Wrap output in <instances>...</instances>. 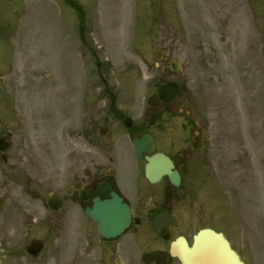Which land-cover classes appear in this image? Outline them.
<instances>
[{
	"label": "rangeland",
	"instance_id": "374dc122",
	"mask_svg": "<svg viewBox=\"0 0 264 264\" xmlns=\"http://www.w3.org/2000/svg\"><path fill=\"white\" fill-rule=\"evenodd\" d=\"M0 8L13 36L33 44V119L16 137L14 184L2 192L9 200L0 230L17 232V264H98L107 244L73 199L76 174L102 156L93 146L100 139L116 144L119 164L125 157L131 167L128 133L148 127L160 149L180 139L186 150L188 121L195 135L204 131L205 146L195 152L204 162L197 197L182 202L169 241L135 226L114 243L122 256L138 264L140 250L166 251L178 235L192 240L206 227L229 232V202L231 230L264 232V0H0ZM172 61L184 77L170 69ZM169 81L186 85L183 112L151 104ZM53 196L65 201L59 211L48 207ZM240 199L249 221L239 217ZM34 240L45 244L36 258L26 252ZM118 257L105 258L121 264Z\"/></svg>",
	"mask_w": 264,
	"mask_h": 264
},
{
	"label": "flooded vegetation",
	"instance_id": "af4514ba",
	"mask_svg": "<svg viewBox=\"0 0 264 264\" xmlns=\"http://www.w3.org/2000/svg\"><path fill=\"white\" fill-rule=\"evenodd\" d=\"M15 31L16 28L13 29L12 22L0 8V220L3 219L9 200V197L2 192L9 193L14 184L13 155L20 153L19 150H21L18 147L16 137L33 119V79L29 80L33 78V75L28 71L33 61V55L30 56L28 53L33 52V44L21 43L13 36ZM28 57L29 63L27 64L26 59ZM185 88L186 85L180 84L178 98L183 100V106H178L180 112H183L185 106L183 98ZM172 104L177 105L178 103L174 101L169 105ZM28 108L30 112L27 111ZM116 110V108L113 109V111ZM188 125L191 128L188 133L189 137L187 140L185 139V142L190 143L191 149L182 150L181 140L177 139L171 145V150L164 151L159 149L160 143L155 138L158 147L155 152L144 153L140 159L133 153L134 156L130 162L135 164L136 168L128 167L129 161L125 157H122V163L119 164L116 144L110 143L108 145L105 140H98L95 149L102 154L103 159H100L101 157L93 159L92 169L80 171L75 176L76 185L79 184L81 189L86 191L85 197L89 200L85 201L79 193L73 199L82 206H90L93 204V200L99 197V192L106 193L110 189L121 195L125 202L131 206L132 224L127 231H130L133 226L141 228L150 224L152 226L153 218L162 212L171 217L166 219L168 221L163 222L162 232L156 233L157 236L163 238L164 234H169L171 230L178 229L182 202L187 197H191V200L195 201L200 182V168L204 164L201 162L200 156H195V148H193L195 144V122L188 121L184 127L187 128ZM141 134L138 136L128 134L127 137L133 141ZM198 135L199 130L196 137ZM180 137L181 135L178 138ZM27 146L29 148L27 140L24 138V147ZM106 147L109 149H105ZM158 153H164L172 160L174 171L178 172L181 178L178 185H175L168 176H161L155 182H151L147 178L146 166L149 164V159ZM233 165H237V163H233ZM233 173L235 174V172ZM187 178L189 179L188 183ZM109 197L108 195L107 198ZM238 202L236 209L240 212L239 217L243 221H249L247 204L241 199ZM259 204L257 203L255 206L259 208ZM234 205L230 204L229 207L227 221L230 231L224 232L226 238L245 264H264V240L260 241V238H264V232L242 229V226L240 229L231 230ZM172 217L175 220L171 219ZM173 223L177 225L173 226ZM102 241L107 246L103 255L100 256L98 264H111L106 261L105 257L113 255H118L121 258V264H131L122 256L117 245H113V241L103 239ZM7 257L10 263L13 260L14 264L20 260V239L15 229H10L7 232L0 230L1 264H9L5 262ZM118 259H115V262ZM139 264H170V259L163 251L155 250L142 253Z\"/></svg>",
	"mask_w": 264,
	"mask_h": 264
},
{
	"label": "water",
	"instance_id": "95a60500",
	"mask_svg": "<svg viewBox=\"0 0 264 264\" xmlns=\"http://www.w3.org/2000/svg\"><path fill=\"white\" fill-rule=\"evenodd\" d=\"M177 70L176 65L172 66ZM179 92L176 83H169L160 87L157 94L164 102H170ZM127 126H131L132 121H126ZM134 150L140 157L143 152H152L156 146L150 134H145L133 142ZM202 143L195 141V148L201 149ZM173 164L168 157L158 155L150 160L147 165V176L156 180L161 175H169L175 184H178L180 177L172 172ZM104 197V195H101ZM63 200L55 197L49 201V206L53 210H59L63 206ZM86 214L98 223L102 237L106 239L117 238L125 232L131 223V210L116 193H111V198L94 200L93 206L86 209ZM160 217L153 220L155 228L159 231L158 222ZM168 239V236L165 237ZM43 248L40 242H33L27 246V250L32 255H37ZM171 255L179 258L182 264H243L238 255L232 250L230 243L222 234H218L210 229L200 231L195 237L192 246H189L184 237L178 238L171 246Z\"/></svg>",
	"mask_w": 264,
	"mask_h": 264
}]
</instances>
